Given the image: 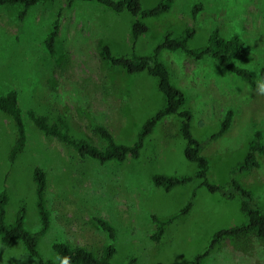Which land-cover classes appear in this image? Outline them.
Wrapping results in <instances>:
<instances>
[{"label":"rangeland","instance_id":"1","mask_svg":"<svg viewBox=\"0 0 264 264\" xmlns=\"http://www.w3.org/2000/svg\"><path fill=\"white\" fill-rule=\"evenodd\" d=\"M160 0H140L154 7ZM39 1L21 17L22 4L0 5V95L17 94L26 132V143L13 160L15 139L11 118L0 111V191H5V221L12 223L24 209V227H40L35 204L33 169L45 172V198L50 226L38 238L42 257L55 259V241L86 247L98 255L114 244L111 260L122 264L133 255V264H186L207 248L217 230L245 221L238 197L225 198L209 192L193 176L196 165L183 154L177 115L163 118L145 138L139 155L123 162H99L80 156L70 145L46 136L34 126L27 112L45 115L49 122L60 116L68 132L102 148L103 139L92 131L104 125L118 143L130 145L143 123L164 104L156 78L146 72L126 73L101 58L102 45L113 55H149L166 32L181 35L193 28L187 46L199 48L217 28L223 37L236 34L245 54L234 60L250 74L242 79L212 58H194L182 50L163 49L159 59L168 68L171 83L186 97L184 108L192 113L191 132L201 141V154L209 161L207 179L225 186L231 178L247 188L253 202L264 210V154H256L257 166L231 172L242 160L255 130L264 142V92L259 68L264 67V0H172L167 11L145 17L148 29L133 42L134 17L116 13L95 2L75 0ZM202 9L193 17L195 4ZM58 19L55 52L50 55L44 40ZM232 111L229 127L220 135L226 110ZM155 174L187 175L191 179L169 190L154 186ZM194 193V195H192ZM191 199L186 212L164 225L153 239V215L168 219ZM99 216L115 228V238L95 222ZM0 264H38L22 242L0 239ZM200 264H264V240L253 233L226 237L202 258Z\"/></svg>","mask_w":264,"mask_h":264},{"label":"trees","instance_id":"2","mask_svg":"<svg viewBox=\"0 0 264 264\" xmlns=\"http://www.w3.org/2000/svg\"><path fill=\"white\" fill-rule=\"evenodd\" d=\"M39 1L46 0H0V5L3 4H22V17L26 10L33 4ZM75 0H67L66 5L71 6ZM95 1L110 10L121 13L128 12L134 19L131 24L130 36L133 42L138 37L145 33L148 29L145 22L142 20L145 17L157 16L170 7L172 0H160L154 7L143 9L140 0H84ZM202 9V5L195 4L190 10L194 17L197 12ZM59 21L58 19L52 22L49 33L47 34L44 45L50 55L55 52V39L58 34ZM193 28H186L179 36H173L166 32L162 41L158 43L151 54L145 56L130 55H113L109 51V47L102 45L98 51L102 59L109 62L111 65L118 67L126 73L146 72L156 78L157 88L162 93L164 98L163 106L157 112L147 119L139 129L136 140L130 144L118 143L114 140L111 132L107 127L101 124L92 126V131L104 140L105 145L102 148L95 146L83 138H76L69 134L67 123L58 116L54 122H49L45 115L36 114L29 110L27 115L34 126L43 132L46 136H51L57 140L70 145L80 156L90 157L99 162L115 160L123 162L127 155L133 158L138 157L140 149L143 146L145 138L153 131L155 126L166 116L177 115L178 133L185 141L183 148L184 157L196 165L194 177L201 180V184L211 193L218 192L221 196L231 199L238 197L240 201V210L244 214L245 221L239 225L227 228H221L214 232L207 248L202 252L197 253L193 259L186 264H200L210 250L222 239L226 237H237L253 233L258 238L264 240V210H261L253 202V197L250 191L241 185L237 180H231L225 185H217L208 181L207 173L209 170L208 159L201 154L202 143L196 139L191 132L192 113L189 109L184 108L186 97L183 92L170 81V74L165 63L159 59L161 50H182L194 58H202L208 56L218 63L220 67L242 79H249L250 74L244 67L235 64L234 60L241 58L245 54L243 41L233 34L229 37H223L219 34L217 28H214L208 37L207 43L199 48H189L187 46L188 39L193 35ZM259 79L261 85H264V67L259 68ZM0 111L7 114L15 128V139L13 146L10 149L9 158L14 159L17 153L22 151L26 143V132L24 123L21 117V109L18 106L17 94L14 90H10L3 95H0ZM232 111L226 110L220 122L219 129L212 135L213 137L222 134L230 125ZM264 154V142L259 130L252 133L251 138L247 143L246 152L241 161L232 167L231 172H242L257 166L256 154ZM191 179L187 175H165L155 174L152 176L154 186H160L165 190L183 185ZM33 181L35 183V204L37 207L40 227L37 231H28L24 225V209L21 208L12 223L5 221V205L8 201V195L5 191H0V239L4 244H9L12 239H18L24 245L28 255L36 258L38 264H62L64 259L68 260V264H116L111 258L115 253L113 242L104 245L101 252L96 255L84 246H71L63 241H55L51 244L56 258H44L37 249L38 238L43 235L50 226V212L47 207L45 198L46 177L45 172L40 167L33 169ZM194 195V193H192ZM191 204V199L180 209L177 214L172 215L168 219H162L153 215L156 225L155 232L152 235L153 239H158L163 232L164 225L172 221L175 217L187 211ZM96 224L104 230L111 240L115 238V228L106 219L96 216L94 217ZM135 257L130 255L122 264H133Z\"/></svg>","mask_w":264,"mask_h":264},{"label":"clouds","instance_id":"3","mask_svg":"<svg viewBox=\"0 0 264 264\" xmlns=\"http://www.w3.org/2000/svg\"><path fill=\"white\" fill-rule=\"evenodd\" d=\"M261 91L264 92V85L261 86ZM62 264H68V260L64 259Z\"/></svg>","mask_w":264,"mask_h":264}]
</instances>
